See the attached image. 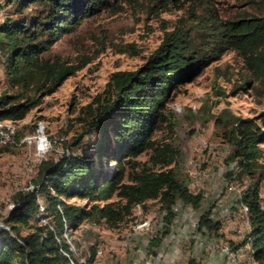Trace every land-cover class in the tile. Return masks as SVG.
<instances>
[{
	"label": "rangeland",
	"instance_id": "rangeland-1",
	"mask_svg": "<svg viewBox=\"0 0 264 264\" xmlns=\"http://www.w3.org/2000/svg\"><path fill=\"white\" fill-rule=\"evenodd\" d=\"M40 9L38 4L23 7L20 0H0V24L29 20ZM261 15L264 0H179L162 9L143 0L112 2L82 19L74 31L41 54L40 58L49 64L73 69L54 88L51 76L40 68L22 67L17 76L8 73L11 50L0 37V95L34 102L20 119L0 120V208L12 204L16 191L36 187L32 182L41 161H56L61 150L70 153L86 146L90 151V117L97 105L94 98H102L112 72L139 67L161 41L164 31H185L192 47L204 48L214 37L213 24ZM261 112L264 75L255 79L242 56L226 50L169 97L165 120L156 126L151 140L158 147L166 146L170 162L164 165L149 160L152 148L132 159L137 163L135 169L145 166L154 171L172 170L190 192L202 193L200 205L191 208L177 200L169 222L159 220L164 209L157 199L144 200L114 225L83 219L76 232L66 233L67 241L81 252L90 253V247L100 249L105 262L115 264H140L144 257H154L155 253L165 255L172 264H226L220 256L223 248L235 254L240 264H248L247 252L242 249L247 228L238 199L249 184L256 183L264 202V169L256 165L250 176H237L239 169L231 158L228 132L232 117H252ZM78 136L79 143L73 145ZM39 138L46 139L41 152L37 150ZM121 164V182H127L128 165L125 160ZM258 164H264V152ZM116 191L107 201L119 200ZM64 201L85 209L91 204L79 198ZM207 210L208 218L217 224L216 230L207 231L197 224ZM142 224L146 230L140 227ZM30 231L19 227L22 237ZM149 235L159 238L148 239ZM152 241L156 246L148 248ZM210 255L217 256L214 262L208 261Z\"/></svg>",
	"mask_w": 264,
	"mask_h": 264
},
{
	"label": "trees",
	"instance_id": "trees-1",
	"mask_svg": "<svg viewBox=\"0 0 264 264\" xmlns=\"http://www.w3.org/2000/svg\"><path fill=\"white\" fill-rule=\"evenodd\" d=\"M121 1L136 0H20L23 7L38 4L41 9L29 20H6L0 24V37L11 50L8 73L17 76L22 67L40 68L51 76L53 88L59 85L73 69L49 64L40 58L41 54L63 35L74 31L82 19ZM143 1L161 9L179 2ZM211 30L214 37L204 48L192 47L185 31H164L161 41L139 67L109 75L102 98L99 95L94 98L97 105L90 117L93 131L90 151L87 152L86 146L70 153L61 150L56 161H41L32 182L37 193L34 190L14 193L11 202L14 206L0 219L20 244L0 230V264H65V257L59 253V249H67L61 238L64 225L75 230L83 219L114 225L130 213L133 205L144 200L157 199L165 210L164 221L171 220L174 213L171 206L177 200L191 208L200 205L202 193L190 192L172 170L154 171L145 166L135 169L137 163L132 159L152 148L149 160L164 165L170 162L166 146L158 147L151 140L156 126L165 120V105L177 87L191 82L226 50L239 53L255 79L264 75V15L225 20L213 24ZM33 103L28 99L18 101L13 95H0V120L20 119ZM90 107L89 104L87 108L91 110ZM228 136L231 158L239 169L237 176H250L256 165L264 169V164H258L264 152V146L260 147L264 144V112L252 117H232ZM79 141L80 136L73 145ZM123 160L128 165L127 182H121ZM115 189L119 200L107 201ZM37 195L45 206V216L49 217L47 224L52 226L59 243L46 225L33 223L37 217ZM68 198L86 199L91 204L85 209L66 203L64 200ZM100 201L103 203L99 204ZM238 202L246 207L250 226L242 244L247 240L253 259L264 264V202L261 203L256 183L242 191ZM197 224L207 231L217 229V224L208 218V210L201 214ZM19 227L31 231L22 237ZM150 245L156 246L155 241L148 248ZM94 252L95 248L90 247V253Z\"/></svg>",
	"mask_w": 264,
	"mask_h": 264
},
{
	"label": "built area",
	"instance_id": "built-area-1",
	"mask_svg": "<svg viewBox=\"0 0 264 264\" xmlns=\"http://www.w3.org/2000/svg\"><path fill=\"white\" fill-rule=\"evenodd\" d=\"M45 143H46V139L39 138L37 141V149H38V145H44V147H45ZM66 152H67V150H66ZM35 189H36V187H34L32 185L25 188V190H31V191L34 190L35 193H37V191ZM36 203H37V217L33 223L37 226L46 225L47 230L52 232L55 241L57 243H59L58 238L54 234L52 226L47 224L49 217L45 216V206L43 204L41 197L38 195L36 196ZM13 206H14V204H8L6 207L4 206V208H2V209L0 208V217L1 218L6 217L7 212ZM240 206H241V209L244 213V223L246 225L247 234H248V232L250 230V226H249V222L247 219L246 207L244 205H240ZM56 208L58 209V211H60V207L58 204L56 205ZM174 209L175 208L172 205L171 210H174ZM163 211L164 212H161L162 218L160 217L159 220L163 219V221H164L165 210H163ZM0 222H1V219H0ZM79 227H80V225L76 229H79ZM140 227L141 228L144 227V229L146 230L145 224H142ZM76 229L75 230H68V229H66L65 225L63 226V232H62L63 235L61 234V237H63L65 239V244L67 245V249H66V251L59 249V253L63 257H65V259H66L65 264H115V263H111L108 261L105 262V260L103 259V252L100 249L95 250V252L93 254H91L89 252H81L78 249L74 248L72 243L70 241H67L66 233L71 232V231L76 232L77 231ZM246 235H244L243 240L246 239ZM155 237H156V235H149L148 239H152ZM242 249H244L247 252L248 264H259L252 257V252H251V249H250V246H249V243L247 240L243 243ZM220 252H221L222 258L226 264H240L239 258L235 254H233L231 251H229L228 249H226V248L220 249ZM140 264H156V261H155L154 257L147 255V257H144L142 259Z\"/></svg>",
	"mask_w": 264,
	"mask_h": 264
},
{
	"label": "crops",
	"instance_id": "crops-1",
	"mask_svg": "<svg viewBox=\"0 0 264 264\" xmlns=\"http://www.w3.org/2000/svg\"><path fill=\"white\" fill-rule=\"evenodd\" d=\"M220 256L222 258V255H220ZM154 257H155L156 264H172V263H170L171 259H169V261L166 260V258H165L166 256L165 255H161L159 253H157V254L155 253ZM215 257H217V256H211L210 255L209 258H208V261L214 262V260L216 259ZM222 260H223V258H222ZM246 260H247V257H246ZM108 261L113 263L110 260H108Z\"/></svg>",
	"mask_w": 264,
	"mask_h": 264
},
{
	"label": "water",
	"instance_id": "water-1",
	"mask_svg": "<svg viewBox=\"0 0 264 264\" xmlns=\"http://www.w3.org/2000/svg\"><path fill=\"white\" fill-rule=\"evenodd\" d=\"M0 230H3L4 232H6L11 239L15 240L17 243L20 244V242L12 236V234L10 233L9 228L6 227L5 225H3L1 222H0Z\"/></svg>",
	"mask_w": 264,
	"mask_h": 264
},
{
	"label": "clouds",
	"instance_id": "clouds-1",
	"mask_svg": "<svg viewBox=\"0 0 264 264\" xmlns=\"http://www.w3.org/2000/svg\"><path fill=\"white\" fill-rule=\"evenodd\" d=\"M38 151H44L45 150V147L44 145H38Z\"/></svg>",
	"mask_w": 264,
	"mask_h": 264
},
{
	"label": "bare ground",
	"instance_id": "bare-ground-1",
	"mask_svg": "<svg viewBox=\"0 0 264 264\" xmlns=\"http://www.w3.org/2000/svg\"><path fill=\"white\" fill-rule=\"evenodd\" d=\"M4 137V136H3ZM247 214V213H246Z\"/></svg>",
	"mask_w": 264,
	"mask_h": 264
}]
</instances>
